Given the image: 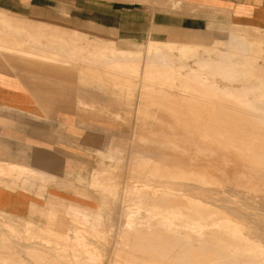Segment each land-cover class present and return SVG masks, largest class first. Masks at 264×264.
<instances>
[{
	"label": "bare ground",
	"instance_id": "6f19581e",
	"mask_svg": "<svg viewBox=\"0 0 264 264\" xmlns=\"http://www.w3.org/2000/svg\"><path fill=\"white\" fill-rule=\"evenodd\" d=\"M42 22L0 12V51L6 60L34 68L64 65L62 77L66 84L77 83L73 96L82 113L115 130L116 125L132 128L128 138L112 132L106 150L92 151L97 162L89 185L97 194L96 206L48 202L50 213L70 212L72 233L62 241L77 251L70 257L86 260L75 264H102L105 257L119 259L108 264H264V29L231 25L226 49L223 42L155 48L168 57L149 60L144 73L155 76L159 100L180 109L171 121L129 123L101 116L117 113L106 106L120 101L119 93L104 89L113 76L140 74L141 60L126 57L142 49L70 27L62 35L50 21ZM20 36L23 42H16ZM70 88L65 87L64 97L71 100ZM17 222L23 229L39 226L28 219ZM118 226L125 229L120 235L124 253L107 256L102 250L113 242ZM85 228L107 229L88 239L81 233ZM16 232H11L16 242L40 241L38 248L48 251L57 244ZM13 253L0 254V264H65L60 260L67 256L44 251L39 257L51 262L24 263L23 255Z\"/></svg>",
	"mask_w": 264,
	"mask_h": 264
},
{
	"label": "crops",
	"instance_id": "0c3cea01",
	"mask_svg": "<svg viewBox=\"0 0 264 264\" xmlns=\"http://www.w3.org/2000/svg\"><path fill=\"white\" fill-rule=\"evenodd\" d=\"M0 12L25 20L51 22L49 25L57 26L63 31L62 35L65 27H78L75 30L91 37L142 49L140 54L126 57L141 60V72L137 75L140 85L135 86L133 78L136 76H113L110 77L112 82L104 89L119 93L116 98L120 100L106 106L108 111L117 112L101 115L108 118L107 122L171 121L177 117L172 113L178 111L180 105L166 99L160 101L155 76L147 77L144 73L149 60L168 57L155 48L167 45L210 47L223 42L211 37L209 32H202L216 20L225 21L221 28H227L229 37L228 28L231 25L264 29V0H0ZM66 16L70 25H66ZM161 29L169 32L167 40L149 37ZM115 33L129 41L147 40L143 44L121 43ZM22 37L16 42H23ZM2 53L0 51V240L5 242H0V250L20 254L21 250L44 249L38 248V242L27 244L14 240L13 231L19 230L16 233L20 237L32 235L31 231L27 233L26 229L17 226V221L33 220L45 227L46 211H30L32 206L45 207L50 201L81 202L75 191L79 193L80 182L83 179L86 183L92 171L91 164L94 165L91 158L86 156V150L91 153L106 150L112 128L100 123L96 125L95 118L80 111L81 103L73 95L69 96H73L71 100L64 97V65H56L60 67L59 70L55 65L34 68L17 64L18 68L15 63L12 65L8 62ZM88 72L91 73L89 68ZM86 107L89 108V105ZM94 127L109 136L104 148L99 146V141L91 146L93 142L89 138L94 135L90 128ZM90 151L87 155H90ZM3 167L8 168L3 170ZM17 171L21 177L15 175ZM52 213L62 219L71 218L70 212L63 210ZM49 229L55 230L53 226ZM59 231L65 233L64 229Z\"/></svg>",
	"mask_w": 264,
	"mask_h": 264
},
{
	"label": "rangeland",
	"instance_id": "374dc122",
	"mask_svg": "<svg viewBox=\"0 0 264 264\" xmlns=\"http://www.w3.org/2000/svg\"><path fill=\"white\" fill-rule=\"evenodd\" d=\"M110 1H117V0H110ZM67 19H68V17L66 16V25L67 24L70 25V23H69V21ZM222 22H225V21L224 20H216L213 23L208 24V26L202 32H209L211 34V37H213L214 39L217 38L218 40H222L223 42L228 43L230 37H229V35L227 33V28L226 29L221 28ZM77 28L78 27H76L75 29H77ZM154 32H155L154 35L153 34L149 35V37H151L152 39L167 40L169 38V34H168L169 32L167 30H165V29L157 30V31H154ZM115 35H116V37H118V39L120 40L121 43L129 42V43H135V44H143L147 40L145 38H144L145 40L143 38H142L143 40L141 38H137V39H141V40H138V41H135V40L131 41L130 40L129 41L128 39L121 38V36H117L116 33H115ZM222 46H223L224 49H226L227 47L230 46V44L229 43L226 44V45L223 44ZM23 55H25V54H23ZM71 69H74V67H72ZM73 71H75V70H73ZM129 74H131V73H129ZM73 76H76V75H73ZM126 76H128V74ZM131 76H133V75L131 74L128 77H131ZM139 80L140 79H138L137 76L133 78V81H135V86H137V87H138V85H140L139 84ZM75 83L76 82L72 81V82L67 83L65 85L67 88H70L71 86H72L71 88H73V89L70 88L68 90V92H69L68 95H73L74 86H76V84H77V83L76 84ZM96 92H99V90H96ZM102 103L105 104L104 102H102ZM87 115H90V114H87ZM90 116H92V115H90ZM92 117L95 118L98 121L96 123V125H98L100 123L99 119H97L95 116H92ZM102 125H104V124H102ZM106 127L109 128V126H106ZM110 129H111V127H110ZM90 130H92V133H91L92 136L94 135L93 138H89V141L93 142V143H91V146L97 144V141H99V146L101 145L104 148L106 146V143H107L108 138H109L108 134L106 132H104L103 130H101L100 128H97V127L90 128ZM112 132L116 133V135L119 136V137L128 138L129 134L132 132V128H131V125H129V124L124 125V126L123 125H116V130L112 128ZM86 151H87L86 152V156H89L91 158V160L93 161L94 165L91 164L92 165V171H91L90 176L87 177L86 183H85V181L83 179L80 182L81 184L84 185L83 186V190H82V188H80L81 189L80 192L76 193V191H75V194L79 195L80 198H81V202H79V203H82V204H85V205H88V206H96L97 194L93 191L94 188H93V186H90L89 183H90V181L92 179V175H93V173L95 171V168H96V165H95L96 162L95 161L97 160V157H96L95 154L91 153L90 150H86ZM88 151H90V155H87ZM88 185L90 187H88ZM64 203H66V202H64ZM56 204L61 205V204H63V202H59V203H56ZM36 207L38 208L37 212L38 211L39 212L40 211H46V215H48L47 219L45 220V222H46L45 225L46 226L45 227L40 226V225L39 226H37V225L30 226L26 230H27V233L28 232L30 233V231L32 232V235H31L32 237L30 236V234L27 237L31 238V240L34 239V241L36 239L37 240H41L42 243L45 242L42 237H45V238H49L50 240H53L54 242H57V244L56 245L55 244H51V245H53L52 246L53 249H49L50 251H48V250H25V251L21 250L20 255H23L24 257H22V259L20 261H22L24 263H27V262H34V263L51 262L52 260L50 258L39 257L41 254L44 253V251L49 252L50 254H55V253L56 254L58 253V254H61V255L62 254H66L67 256L63 255L65 257L61 258V260H60L61 262H64L65 264H75L76 262L86 261V260H80V259H76V258L70 257V255L74 254L76 250L68 249V246H65L63 244L62 238H64L65 235H67V234L70 235L72 233V230L69 229V225L71 224L70 221H72L71 218L70 219H62V218H59L57 216L58 219H55V218L53 219L51 213L49 212V210H47V209H49L48 203L46 204L45 207H38V206H36ZM35 216H37V215H35ZM37 221H40V220L38 219ZM57 221H61V226L58 225ZM48 222H50V223L48 224ZM117 222H124V220L122 218H119V219H117ZM51 226H53L55 230L49 229V227H51ZM59 229H64L65 233H60ZM106 229L107 228L94 230V229H91V228H85V229H81L82 230L81 233H84V235L87 236L88 239H90V238H93V239L95 238L96 239V235H100L99 233H103L104 230H106ZM9 230H12V228H10ZM123 230H125V229L123 227H119V226L113 228V231L115 232V237L113 239V242H112V240H110V241H108L109 243L106 244V246L108 248L106 247L107 248L106 250H102L103 253H105V255L112 256V255H115V254L124 253L123 250H122V243H121L122 242V238L120 237V235H123L121 233ZM38 243H41V242L38 241ZM0 252H1L0 254H3V255L5 254L6 255V253H10V252H13V251L12 250H10V251L9 250H6V251L5 250H0ZM118 261H119V259H115V258H111V257L110 258L109 257L108 258L105 257L103 259L102 264H104V263L105 264L106 263L107 264L108 263H114V262H118Z\"/></svg>",
	"mask_w": 264,
	"mask_h": 264
}]
</instances>
